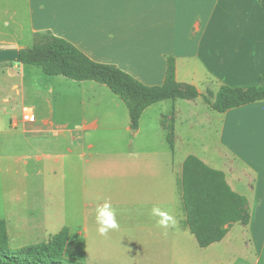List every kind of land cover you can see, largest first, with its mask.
Returning <instances> with one entry per match:
<instances>
[{"label": "crops", "instance_id": "1", "mask_svg": "<svg viewBox=\"0 0 264 264\" xmlns=\"http://www.w3.org/2000/svg\"><path fill=\"white\" fill-rule=\"evenodd\" d=\"M44 32L70 42L94 62L118 67L146 86H162L167 58L176 60L177 82L195 87L200 96L181 100L185 102L183 105L178 104L180 100H169L172 103L167 113L161 114L164 118L159 123L163 129L173 128L172 149L184 123L191 131L196 126L214 130L212 138L216 140L212 152L208 150L206 138V146L197 157L224 172L232 190L247 199L251 221L247 226L241 224L242 233L261 246L263 254L264 101L219 113V116L204 101V96L214 101L223 86H264V12L259 0H0V49H30L34 36ZM5 64L8 71L4 74V83H9L8 89L22 101L28 98L37 101L34 105L38 108L24 107L34 113L33 122L22 120L24 127L18 133L25 138L42 143L56 134H70L72 145L82 149L86 132L112 129L104 126L100 117L87 124L82 116L73 128L56 121L55 111L47 115L43 109L46 106L52 109L55 97L64 98L62 94L56 96L53 88L59 76H47L38 66ZM39 68L52 79L41 75ZM87 83L91 82L79 84L80 95L72 94V101L84 105V98L80 96L86 90L96 89ZM215 86L217 92L213 90ZM5 93L2 85L0 100ZM3 101L7 103L9 99ZM130 125L129 121L126 131L131 130ZM9 131L5 124H0V135ZM139 132L140 128L136 133ZM69 154L74 156L72 151ZM70 162L73 164L72 159ZM43 168L47 174H56L49 163H44ZM15 172L19 174L18 170Z\"/></svg>", "mask_w": 264, "mask_h": 264}, {"label": "rangeland", "instance_id": "2", "mask_svg": "<svg viewBox=\"0 0 264 264\" xmlns=\"http://www.w3.org/2000/svg\"><path fill=\"white\" fill-rule=\"evenodd\" d=\"M5 65L0 64V87L6 88L0 100V124L10 131L0 135V218L8 224L9 252L49 242L68 228L64 259L70 264H264L262 247L242 233L241 224L234 226L227 239L205 249L185 226L180 187L183 162L200 154L206 138L212 152L216 140L213 129L196 126L191 131L184 123L172 149L167 136L173 128L163 129L159 123L171 101L158 103L143 114L139 133L132 127L126 131L128 108L108 87L87 83L96 89L80 96L84 98L82 105L72 101V94L80 95L77 88L84 82L59 76L53 88L56 96L64 98L55 97L52 109L46 106L43 111L47 115L55 111V120L70 124L69 128L83 116L87 124L100 117L102 124L112 129L86 132L82 149L72 145L70 134H56L39 143L18 133L24 127L23 108L38 106L34 99L22 101L8 89ZM213 90L218 89L215 86ZM6 98L7 103L3 101ZM15 122L18 127H14ZM80 154L83 157L77 156ZM44 163L51 164L56 174H47ZM106 201L117 210L120 227L101 236L95 209ZM154 206L169 211L175 219L166 235L150 215Z\"/></svg>", "mask_w": 264, "mask_h": 264}, {"label": "trees", "instance_id": "3", "mask_svg": "<svg viewBox=\"0 0 264 264\" xmlns=\"http://www.w3.org/2000/svg\"><path fill=\"white\" fill-rule=\"evenodd\" d=\"M264 12V0H259ZM21 64L41 67L50 77L62 76L76 82H97L108 87L127 106L132 129H139L144 112L164 101L192 100L200 95L190 85L182 86L176 78V60L167 58V72L162 86H146L118 67L92 61L70 42L50 32L34 36V45L20 51ZM204 101L218 113H226L255 102L264 101V86L232 88L223 86L214 102ZM174 148V133L168 135ZM185 226L205 249L222 242L235 224L249 225L251 215L247 199L236 193L224 172L216 170L194 155L188 156L180 179ZM70 230L63 228L49 242L9 252L8 224L0 220V264H70L64 259Z\"/></svg>", "mask_w": 264, "mask_h": 264}, {"label": "clouds", "instance_id": "4", "mask_svg": "<svg viewBox=\"0 0 264 264\" xmlns=\"http://www.w3.org/2000/svg\"><path fill=\"white\" fill-rule=\"evenodd\" d=\"M151 217L156 218V226L165 229L164 235L167 234V229L175 225V219L169 211L163 210L160 207H153L150 213ZM117 210L113 208L110 202H104L102 205H97L95 209V222L97 224V232L101 236H106L112 230H118L120 225L116 219Z\"/></svg>", "mask_w": 264, "mask_h": 264}, {"label": "water", "instance_id": "5", "mask_svg": "<svg viewBox=\"0 0 264 264\" xmlns=\"http://www.w3.org/2000/svg\"><path fill=\"white\" fill-rule=\"evenodd\" d=\"M22 61L21 54L18 49H0V64L17 63Z\"/></svg>", "mask_w": 264, "mask_h": 264}, {"label": "built area", "instance_id": "6", "mask_svg": "<svg viewBox=\"0 0 264 264\" xmlns=\"http://www.w3.org/2000/svg\"><path fill=\"white\" fill-rule=\"evenodd\" d=\"M22 120H23V122H26V123H31L34 121V113L30 108H24L23 109ZM17 125L18 124L15 123L14 126L16 127Z\"/></svg>", "mask_w": 264, "mask_h": 264}]
</instances>
